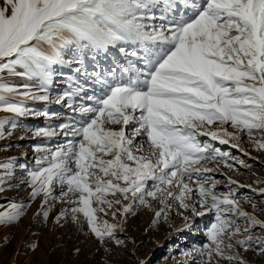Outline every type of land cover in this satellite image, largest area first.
<instances>
[{
  "label": "snow or ice",
  "instance_id": "snow-or-ice-1",
  "mask_svg": "<svg viewBox=\"0 0 264 264\" xmlns=\"http://www.w3.org/2000/svg\"><path fill=\"white\" fill-rule=\"evenodd\" d=\"M117 47L126 60L119 76L115 69L111 80L84 73L85 84L101 86L100 95L69 76L67 90L52 101L50 86L61 68ZM27 100L66 105L79 117L33 131L65 138L55 149L35 146L41 155L23 181L33 199L42 195L47 205L59 186L61 200L75 197L69 200L73 220L82 214L101 243L115 239L118 245L124 241L115 233L123 227L100 220L98 213L108 214L105 205H122L127 215L137 201L151 207L152 198L164 205L157 219L169 201L195 216L214 212L209 243L196 249L205 258L201 264H247L231 241L264 228V220L245 211L231 188L217 194L220 181L209 174L221 162L233 165L229 153L200 137L228 144L246 134L264 150V0H0V113L49 117ZM8 125L18 128L15 120L0 118V139ZM213 162L216 167H208ZM15 168L14 161L0 162V192ZM229 185L238 181L229 178ZM24 207L13 203L0 212V224L19 221ZM120 210L112 211L114 219ZM237 218L248 227H233Z\"/></svg>",
  "mask_w": 264,
  "mask_h": 264
},
{
  "label": "rangeland",
  "instance_id": "rangeland-1",
  "mask_svg": "<svg viewBox=\"0 0 264 264\" xmlns=\"http://www.w3.org/2000/svg\"><path fill=\"white\" fill-rule=\"evenodd\" d=\"M81 59L82 65L73 64L60 69L63 75H57L50 86L52 101L67 90L71 83L67 79L69 76L84 84L89 94L94 92L100 95L101 86L91 80L85 84L84 73H100L111 80L110 70L115 69L119 76L120 65L126 64L118 47L110 48L106 54H89ZM77 68L80 69L79 72L76 71ZM7 79L17 84L22 83L19 78ZM24 103L37 112L48 111L49 117H15L13 114L0 113V118L7 117L18 123L16 130H12L10 125L6 126L5 136L0 139V162L16 163L14 178L8 180L6 190L0 192V212L9 211L13 203L25 205L24 215L19 221L0 224V264H201L205 258L196 249L209 243L206 232L215 223L214 212L195 216L181 208L178 202L169 201L170 209H165V216L157 219L155 213L163 209L164 205L152 198H148L151 207L140 205L137 201L133 205V212L127 215L123 214L122 205H116L115 209H107L105 205L108 214L98 213L100 220H108L109 223L121 224L123 227L122 231L117 230L115 233L117 239L124 241L118 245L115 239L101 243L90 231L82 214L79 222L74 221L70 212L74 205L69 200H74L75 197L61 200L59 186L54 193L57 198L50 199L47 205H44L42 195L33 199L30 195L31 188L23 181L27 170L36 167L35 161L41 155L35 152V146L39 144L55 149L58 144L65 143L63 136L52 139L35 137L33 131L40 127H58L70 118L79 117L66 105L31 100ZM210 127L215 129L216 125ZM224 127L230 132L236 131L230 125ZM200 139L229 153L227 163L233 165L229 168L221 162L219 171L209 174L220 181L216 187L217 194H226L231 188L245 211L264 220V192H261L264 189V150L257 149L246 134H240L238 141L228 144L211 141L210 137ZM232 143H238V147H233ZM20 165H25L26 168H21ZM208 167H216V164L209 163ZM2 174L3 170H0V175ZM229 178L238 181V185L243 187L229 185ZM118 197V193L116 196L109 194L107 199L115 200ZM123 203H131V200ZM116 209L121 210L114 219L111 213ZM44 211L49 213L47 218L43 215ZM62 213L65 215L61 216ZM236 226L242 230L248 227L243 218L236 219L233 227ZM249 235L252 239L247 246L236 244L237 239L244 240ZM231 242L247 264H264V254L260 252L264 248V228L255 226L249 232L242 231ZM219 264L229 262L221 259Z\"/></svg>",
  "mask_w": 264,
  "mask_h": 264
}]
</instances>
